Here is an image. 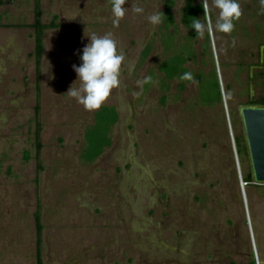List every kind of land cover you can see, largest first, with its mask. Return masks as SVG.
Here are the masks:
<instances>
[{
  "label": "rangeland",
  "instance_id": "obj_1",
  "mask_svg": "<svg viewBox=\"0 0 264 264\" xmlns=\"http://www.w3.org/2000/svg\"><path fill=\"white\" fill-rule=\"evenodd\" d=\"M39 1L41 21L55 23L44 31L39 77L31 27L35 0L0 3V248L20 246L37 263L39 206L42 263H58L56 256L80 238L95 251L122 239L127 254L116 264H209L223 251L241 264L251 258L264 264V184L254 183L248 151L238 153L235 142L239 135L245 139L240 110L251 106L255 69L248 65L257 63L260 51L263 75L252 97L264 90L260 0H239L242 15L234 31L209 32L210 51H203L205 37L191 40L195 60L186 66L195 78L183 90L177 79L163 88V20L153 27L145 19L163 11V0H127L118 27L112 0ZM183 1L172 10L177 46L186 43ZM137 6L143 15L134 13ZM217 15L212 9L213 24ZM109 32L125 60L119 87L101 106H113L118 118L110 145L87 163L81 158L84 135L98 109L86 110L67 91L87 36ZM146 77L150 83L139 86ZM51 217L68 218L69 225L49 224ZM124 217L133 219V232L117 236L112 225Z\"/></svg>",
  "mask_w": 264,
  "mask_h": 264
},
{
  "label": "trees",
  "instance_id": "obj_2",
  "mask_svg": "<svg viewBox=\"0 0 264 264\" xmlns=\"http://www.w3.org/2000/svg\"><path fill=\"white\" fill-rule=\"evenodd\" d=\"M177 0H163L164 3V9L161 12L162 14V20H163V26L165 29V32L162 34V43L164 46V49L166 53H168V56H166L163 61L159 64L158 70L162 72L163 78L162 86L163 88H167L169 85V82H171L174 79H177L179 81V89L183 90L185 85L187 83H190L192 81L189 80H182L181 76L184 73L190 72L189 68L186 66V63L188 61L195 60V54L192 49L191 40L194 38H197L195 31L191 29V21L194 18H201V20H205L207 13H204V10L202 8V0H184L183 6L180 9V23L185 28L186 32L184 34L183 39L186 41V43L179 44L178 46L175 45V35L176 33H171L170 28L174 26L175 29V17L172 12L173 7L175 6ZM0 3H2V0H0ZM40 1L35 0V18L34 22L31 24V27L33 28V37H34V53L33 56L35 58V66H36V72L37 77H39L40 67H41V58H42V52H43V35L44 31L55 25V23L51 24H45L41 21L42 11L40 9ZM261 7H258L257 10H259ZM256 10V11H257ZM260 13V11H259ZM264 17V14H263ZM205 43L203 45V51H210V38L208 33L205 34ZM150 47L148 46L145 49L144 56H147L149 53ZM260 50V49H259ZM211 53V52H210ZM263 54L262 51H260L257 54V63H249L246 64L249 66V68L255 69L254 74L250 75V90L249 95L250 99L248 100L249 105H255V106H264V90L263 93H259L256 96L252 97L253 95V86L257 85L258 78L260 75H263L262 70H260V67L263 65ZM251 68L249 71H251ZM213 75L216 77L215 68L211 71ZM261 77V76H260ZM195 78V77H194ZM150 83V82H149ZM147 83V84H149ZM217 88V95H218V103L221 101V92H220V86L219 82L216 77V84ZM163 89V90H164ZM118 118V114L116 109L113 106H101L94 114V121L93 123L86 129L85 131V145L81 153V158L87 163L93 162L104 150L105 147L109 146L111 143L110 138V131L112 126L116 123ZM236 146H237V152L238 153H244L247 149L245 139H243V135H239L235 139ZM25 158H28L26 155ZM244 181L249 184L252 182V178L250 174H248ZM38 210L34 214V220L36 225V246H37V263L36 264H43L41 261V243H42V229L43 226L40 222V207L37 206Z\"/></svg>",
  "mask_w": 264,
  "mask_h": 264
},
{
  "label": "clouds",
  "instance_id": "obj_3",
  "mask_svg": "<svg viewBox=\"0 0 264 264\" xmlns=\"http://www.w3.org/2000/svg\"><path fill=\"white\" fill-rule=\"evenodd\" d=\"M127 0H112L113 26L118 27L120 21L127 14L128 9L124 7ZM260 14H264V0H260ZM202 8L207 13V19L194 18L191 21V29L197 37L203 39L206 33L219 31L224 34H231L235 29V21L242 15L239 0H202ZM218 10L215 23H212L211 11ZM137 15L144 14V8L137 6L133 9ZM153 27L162 23L161 12H153L145 17ZM89 42L82 48L80 55L81 63L72 65L77 79L72 83L67 94L76 99L86 110H96L101 107L109 97L111 91L120 85L121 68L125 56L118 50L117 40L111 32L104 35L95 33L87 36ZM51 66L48 64L47 72ZM49 78H52L51 76ZM182 80H194L191 72L184 73ZM151 77L137 81L139 86L149 83ZM79 81L77 87L73 85Z\"/></svg>",
  "mask_w": 264,
  "mask_h": 264
},
{
  "label": "crops",
  "instance_id": "obj_4",
  "mask_svg": "<svg viewBox=\"0 0 264 264\" xmlns=\"http://www.w3.org/2000/svg\"><path fill=\"white\" fill-rule=\"evenodd\" d=\"M43 209L45 210V207H43ZM41 217L42 218L46 217V214L43 212L42 209H41ZM51 218L52 219L49 221L50 222L49 224H53V221H54V224L58 227L65 225L66 223L67 225H69L68 218L67 219L61 218L60 220H55V218L53 217ZM112 226L114 227V233L117 236H122V235L126 236V234L131 235L133 232V219L124 217L120 222H117L116 224L114 223ZM47 228L48 227H46L45 232H47ZM16 232H18V229L16 230ZM80 233H83V231H81V228H78L77 234L80 235ZM66 234L67 235L69 234L68 230H66ZM46 236L48 235L46 234ZM78 241H79L78 244L74 247L72 244L70 245L68 243L67 247L63 251L60 252L61 254L56 256L58 257L57 259L58 263L60 262V264H109V262L112 261L113 264H116L115 263L116 260L114 259L121 257V256L122 257L126 256L127 254L126 244L122 245L120 243L122 242V239L114 240V243H112L114 245L108 250L106 248H103L102 250L97 249L96 251L94 250V246L92 245L89 247H86L87 245H85L84 239L80 240L79 238ZM17 248L18 249H14V248L2 249V246H1L0 264H34V260L31 259L32 252H30L29 250L28 251L22 250L20 249V246ZM128 251H131V250L128 248ZM50 254H52V252H50ZM51 257L53 258V256ZM94 258L99 259L97 263H93L91 261V259H94ZM106 259H108L107 262L105 261ZM26 260L28 261L26 262ZM43 264H50V262L44 261Z\"/></svg>",
  "mask_w": 264,
  "mask_h": 264
},
{
  "label": "water",
  "instance_id": "obj_5",
  "mask_svg": "<svg viewBox=\"0 0 264 264\" xmlns=\"http://www.w3.org/2000/svg\"><path fill=\"white\" fill-rule=\"evenodd\" d=\"M240 116L254 183L264 184V106L243 107Z\"/></svg>",
  "mask_w": 264,
  "mask_h": 264
},
{
  "label": "flooded vegetation",
  "instance_id": "obj_6",
  "mask_svg": "<svg viewBox=\"0 0 264 264\" xmlns=\"http://www.w3.org/2000/svg\"><path fill=\"white\" fill-rule=\"evenodd\" d=\"M219 244V243H218ZM207 247V246H206ZM227 252V251H226ZM215 254H218V253H214V255H211V257L209 258V260L211 261V263L209 264H241L239 262H236L234 260V256H232V254H229V253H225L224 251L222 252V254H219V257H220V260H214V256ZM217 256V255H216ZM247 264H256L255 263V260L254 259H250L248 261Z\"/></svg>",
  "mask_w": 264,
  "mask_h": 264
}]
</instances>
